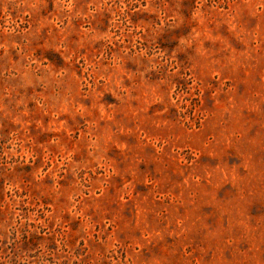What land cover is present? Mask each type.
I'll list each match as a JSON object with an SVG mask.
<instances>
[{"label":"rangeland","instance_id":"374dc122","mask_svg":"<svg viewBox=\"0 0 264 264\" xmlns=\"http://www.w3.org/2000/svg\"><path fill=\"white\" fill-rule=\"evenodd\" d=\"M0 264H264V0H0Z\"/></svg>","mask_w":264,"mask_h":264}]
</instances>
